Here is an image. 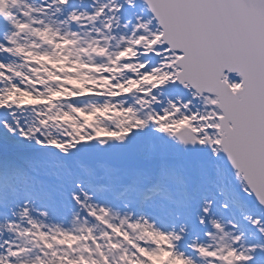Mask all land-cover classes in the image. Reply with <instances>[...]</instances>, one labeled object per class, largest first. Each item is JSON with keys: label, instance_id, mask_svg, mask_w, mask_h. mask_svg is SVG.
Segmentation results:
<instances>
[{"label": "snow or ice", "instance_id": "6c2138e0", "mask_svg": "<svg viewBox=\"0 0 264 264\" xmlns=\"http://www.w3.org/2000/svg\"><path fill=\"white\" fill-rule=\"evenodd\" d=\"M0 264H264V0H0Z\"/></svg>", "mask_w": 264, "mask_h": 264}]
</instances>
